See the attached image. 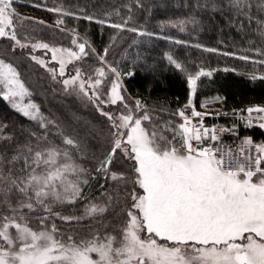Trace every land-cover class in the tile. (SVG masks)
<instances>
[{"label": "snow or ice", "instance_id": "snow-or-ice-1", "mask_svg": "<svg viewBox=\"0 0 264 264\" xmlns=\"http://www.w3.org/2000/svg\"><path fill=\"white\" fill-rule=\"evenodd\" d=\"M133 3L143 7L141 0ZM12 5L13 0H0V39L13 42L12 52L30 48L31 53L42 51L44 56L50 53L47 60L29 55L53 82L61 85L64 94L91 103L108 122L106 135L102 130L97 132L108 146L102 157L97 158L95 171L106 180L127 184L128 177L112 168L114 160L127 159L132 162L135 176L131 180L134 188L128 193L132 203L125 210L127 218L119 236L96 230L88 238L77 240L68 235L65 239L53 217L66 223L97 219L108 211L113 197L106 193V203L87 204L82 216H63L53 211L54 205L74 204L84 198L82 186L89 183L91 174L75 158L84 155L82 143L66 134L57 121L43 115L39 105L30 99L32 93L17 67L0 58V96L16 112L45 130L41 136L30 134L35 137V143L32 140L17 143L10 156L0 153V264H264V143L256 144L251 138H244L235 151L233 146L220 143L223 132L235 135V130L205 127L203 117L208 113L197 111L192 98L185 105V109H191L190 116L185 109L173 113L181 118L180 123L171 120L157 123L140 99H135V106L130 107L122 94L121 73L105 59L109 48L116 43V36L98 56L102 66L93 72L76 67L74 74L66 75L68 64L81 61L90 52L95 53V49L87 40L79 41L75 28L71 29L74 34L71 43L78 51L43 41L31 42L27 37L21 40L17 25L22 21L15 16ZM228 6L249 22L254 19L253 0H228ZM43 7L56 14L55 24L61 31L65 17H73L102 26L107 23L118 31L152 35L128 27L131 5H127L129 15L123 23L77 15L62 6ZM255 7L264 13V0H257ZM213 10H218L215 5ZM36 23L44 24V21ZM169 23L183 32L188 23L197 21L193 18ZM257 24L264 34V21L257 19ZM204 51L218 50L205 48ZM256 52L264 56V50ZM237 58L251 60L246 55ZM167 59L176 69L184 71L183 65L171 55ZM252 63L264 64V60H252ZM109 73L115 78L110 81V87H105ZM211 76V71L203 69L188 74L192 97L201 77ZM251 79L264 80V75L253 74ZM109 105H121L123 110L118 108L114 114L105 110ZM246 111L249 116L256 113L261 121L259 127L264 128V107H249ZM196 117L200 119L193 123L192 118ZM50 126L56 129L63 146L48 140ZM250 126L251 119L246 124ZM5 128L7 124L0 123V142L11 144L14 138L5 133ZM32 219L39 222L38 227L31 226Z\"/></svg>", "mask_w": 264, "mask_h": 264}, {"label": "trees", "instance_id": "trees-1", "mask_svg": "<svg viewBox=\"0 0 264 264\" xmlns=\"http://www.w3.org/2000/svg\"><path fill=\"white\" fill-rule=\"evenodd\" d=\"M256 2L257 0H253L254 19L251 22L230 8L228 0H141L143 7L140 8L136 7L133 0H13L12 6L19 13H14L15 16L22 21L17 25V34L21 40L27 37L31 42L43 41L56 47H66L70 46L73 39L71 29L75 28L79 33V41L87 40V44L95 49V53L90 52L80 62L84 72H93L102 66L98 56L103 54V50L112 42L111 38L116 36V43L109 48L105 59L108 65L121 73L122 94L129 106L134 107V99H140L147 105L146 110L157 123L161 120L180 123L172 114L182 109L189 98H192L197 110L204 112H209L203 109L205 104L219 101V111L209 112L218 115H237L246 113L249 107H264V80L251 79L253 74L257 77L264 75V64L252 63V60H264V56L257 55L256 52L258 49L264 50V34L259 31L257 24V19L264 21V13L257 11ZM36 4L42 7H34ZM127 5L132 6V19L128 27L152 35L118 31L108 27L107 23L102 26L95 21L77 20L73 17H65L66 24L62 26L66 31L33 20L54 23L56 14L47 12L43 6H62L77 15H91L108 22L123 23L129 15ZM214 5L218 10H213ZM193 18L197 23H188L183 32L169 23L190 21ZM177 40L183 43H175ZM12 44L10 40L0 39V58L17 67L25 86L32 93L30 99L39 105L43 115L57 121L66 134L81 141L84 155H76L75 158L91 174L89 183L82 186L83 199L74 204L54 205L53 211L63 216H82L87 204L106 203V193L113 197V202L103 217L71 223L55 217L53 220L64 237L73 235L77 240L88 238L96 230L101 234H118L127 218L125 210L132 203L128 198V193L134 188L131 183L135 176L131 168L132 162L120 159L114 160L112 165L113 170L123 172L128 177L127 184H116L97 173V158L102 157L108 146V142L98 136L97 132L102 130L107 134L106 118L91 103L64 94L61 85L53 82L47 71L30 59V48L12 52ZM197 44L200 47H196ZM205 48L218 51L207 52L204 51ZM86 51L90 50L86 47ZM224 52L235 55L225 56L222 54ZM169 55L183 65L184 71L169 63ZM241 55L249 56L251 60L238 59ZM200 69L211 71L212 76L201 77L197 82V92L192 97L187 76ZM114 78V74L109 73L104 86L108 87ZM217 97L221 99L217 100ZM118 108L123 110L121 105H109L105 110L115 114ZM0 123L7 124L4 131L14 138L11 144L8 141L0 142V153L9 156L17 143L23 144L29 140L35 143V137L31 133H36V136L45 133L38 123L16 112L2 96ZM55 133L56 129L50 126L47 131L48 140L63 146L60 136ZM248 134L254 142L264 143L263 131L253 129ZM43 143L46 144L47 141ZM13 202L15 203V198ZM30 223L33 227L39 225L36 219H32Z\"/></svg>", "mask_w": 264, "mask_h": 264}, {"label": "built area", "instance_id": "built-area-1", "mask_svg": "<svg viewBox=\"0 0 264 264\" xmlns=\"http://www.w3.org/2000/svg\"><path fill=\"white\" fill-rule=\"evenodd\" d=\"M182 109H185V106ZM185 111L186 114L190 116L191 109H185ZM200 112L208 113V115H205L203 117V123L205 127L207 128L215 127L217 129L226 128V129L235 130L236 133L235 135L232 134V132H223L220 136V143L233 146V151H235V148L241 144L244 138L252 139L251 135L248 134V131L253 129H258L264 132V128L259 127L261 121L258 119L256 113H252L251 116H249L248 112L239 113L237 115H218L204 111H200ZM172 116L178 119L179 121H181V118L178 115L172 114ZM199 119H200L199 117L192 118L193 123H197ZM249 119L252 120V126L246 127L247 121ZM205 143L207 144L208 142L206 141Z\"/></svg>", "mask_w": 264, "mask_h": 264}, {"label": "rangeland", "instance_id": "rangeland-1", "mask_svg": "<svg viewBox=\"0 0 264 264\" xmlns=\"http://www.w3.org/2000/svg\"><path fill=\"white\" fill-rule=\"evenodd\" d=\"M12 8L14 9V7L12 6ZM14 13H17V11L14 9ZM17 14H19V13H17ZM29 18V17H28ZM33 20H35V21H43V20H40V19H34L33 18ZM44 24H47V25H50V26H52V27H55V28H57L56 27V24H55V22L54 23H49V22H46V21H44ZM61 28H63V26H61ZM59 29V28H58ZM64 29V28H63ZM60 30V29H59ZM63 31H66L65 29L63 30ZM71 34V36H72V38H73V36H74V34L73 33H70ZM78 39H79V37H78ZM72 41V40H71ZM71 41H70V46H66V47H63V48H69V49H72V50H77L78 51V49H76L75 48V46L71 43ZM33 55H37V56H42L44 59H49L50 58V53L48 54V56H44V54H43V52L42 51H37V52H35V53H33ZM82 61V60H81ZM81 61H74L73 63H71V64H68L67 65V68H66V75L67 74H74V70H75V68L76 67H80L81 68V66H80V62ZM50 66H52V65H50ZM57 67H58V65H57ZM108 87H110V85L108 86ZM106 98V97H105ZM26 102V101H25ZM220 107H221V104H220V102L219 101H213V102H210V103H208V104H205L204 106H203V109L205 110V111H219V109H220ZM115 235H117V236H119V233L118 234H115ZM65 239H67V237H64Z\"/></svg>", "mask_w": 264, "mask_h": 264}]
</instances>
